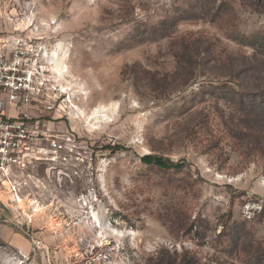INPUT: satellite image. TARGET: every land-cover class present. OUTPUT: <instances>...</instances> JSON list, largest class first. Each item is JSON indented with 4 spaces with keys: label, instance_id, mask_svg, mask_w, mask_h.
Masks as SVG:
<instances>
[{
    "label": "rangeland",
    "instance_id": "1",
    "mask_svg": "<svg viewBox=\"0 0 264 264\" xmlns=\"http://www.w3.org/2000/svg\"><path fill=\"white\" fill-rule=\"evenodd\" d=\"M0 29L67 146L0 191V264H264V0H0Z\"/></svg>",
    "mask_w": 264,
    "mask_h": 264
},
{
    "label": "built area",
    "instance_id": "2",
    "mask_svg": "<svg viewBox=\"0 0 264 264\" xmlns=\"http://www.w3.org/2000/svg\"><path fill=\"white\" fill-rule=\"evenodd\" d=\"M44 54L30 40L0 29V191L16 192L18 177L30 165L55 162L67 149L58 134L48 132L51 127L41 128L59 120L40 115L43 110L57 113L55 82L42 98L45 72L37 61Z\"/></svg>",
    "mask_w": 264,
    "mask_h": 264
},
{
    "label": "bare ground",
    "instance_id": "3",
    "mask_svg": "<svg viewBox=\"0 0 264 264\" xmlns=\"http://www.w3.org/2000/svg\"><path fill=\"white\" fill-rule=\"evenodd\" d=\"M63 56H64V50H62V44L58 43L57 46L54 48V50L51 52V57L52 60L50 61L55 63L56 69L60 72L63 73ZM110 106H114V104H110ZM105 108L103 106L98 105L95 107L90 114H86L84 111L79 110L76 115L82 117L83 119H92V120H100L103 118H107L106 114H102V109ZM111 108V107H110ZM79 109V108H78ZM90 122V120H89ZM20 199H18L19 201Z\"/></svg>",
    "mask_w": 264,
    "mask_h": 264
},
{
    "label": "trees",
    "instance_id": "4",
    "mask_svg": "<svg viewBox=\"0 0 264 264\" xmlns=\"http://www.w3.org/2000/svg\"><path fill=\"white\" fill-rule=\"evenodd\" d=\"M140 160L144 164L154 165L162 169H179L183 166V161H173L163 156L152 153L142 155L140 157Z\"/></svg>",
    "mask_w": 264,
    "mask_h": 264
}]
</instances>
